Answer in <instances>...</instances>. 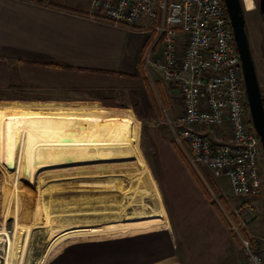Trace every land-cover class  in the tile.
<instances>
[{"label":"crops","instance_id":"1","mask_svg":"<svg viewBox=\"0 0 264 264\" xmlns=\"http://www.w3.org/2000/svg\"><path fill=\"white\" fill-rule=\"evenodd\" d=\"M90 4L0 0V96L13 101L2 103L0 111L115 116L93 117L61 105H107L138 88L145 74L142 55L155 33L146 16L132 26L92 18ZM42 103L59 105L31 106ZM156 168L170 227L70 243L44 264H242L238 237L173 145L159 153ZM253 217H247L243 234L261 237L264 254V214L257 211Z\"/></svg>","mask_w":264,"mask_h":264},{"label":"rangeland","instance_id":"2","mask_svg":"<svg viewBox=\"0 0 264 264\" xmlns=\"http://www.w3.org/2000/svg\"><path fill=\"white\" fill-rule=\"evenodd\" d=\"M240 2L243 7L251 56L260 90L264 95V19L255 0H251L249 9L246 8L244 0ZM145 74L147 81L143 79L138 88L119 94V100L116 102L105 101L107 105L99 103L95 106L78 103L61 106L87 110L89 114H94L93 117L108 114L115 115L110 117H133L137 120L140 126L138 146L149 172L137 163L135 157L123 159L120 156H114L105 161L78 162L40 169L33 182L31 218L34 219L35 225L27 236L22 264H39L45 258L50 261L64 247L63 242L75 237L114 231L118 229L117 222L141 225L152 224L155 221L161 222L164 219L160 212L154 216L156 220L136 218L132 215L139 212L148 213L153 209L159 211L160 203L151 178L157 185L162 200L160 179L156 168L158 157L167 145L174 144L170 123L176 121L183 113V103L179 88L165 81L158 71L151 70L150 74L145 71ZM4 96H0V105L13 102L10 101L12 100L10 97ZM57 105L59 104L42 103L31 106L53 109ZM113 108L115 110H112ZM53 116L60 117L61 115ZM79 119L78 122L89 123L102 118L80 117L77 120ZM216 132L225 135L223 140L227 139L226 128H221ZM210 135L213 134L210 133ZM1 138L0 122V209L8 193L14 192L9 195L11 197L10 208H19L17 213L21 216L20 221L24 222L27 220V217L24 218L27 190L25 179L18 178L15 184L10 182L7 194L3 195L2 187L5 176ZM257 171L261 181V191L256 198L248 199L255 209L251 215L252 218L257 211L264 214V153L262 151L257 162ZM200 172L207 181L210 194L213 192L227 211L231 212L243 204L244 199L232 196L230 183L226 177L215 178L208 173L205 167H201ZM256 199L258 204L255 202ZM46 207L50 221H47L43 212V208ZM1 211L0 264H4V257L9 247L19 253L25 232L16 230L13 219L3 218Z\"/></svg>","mask_w":264,"mask_h":264},{"label":"built area","instance_id":"3","mask_svg":"<svg viewBox=\"0 0 264 264\" xmlns=\"http://www.w3.org/2000/svg\"><path fill=\"white\" fill-rule=\"evenodd\" d=\"M88 15L125 26L149 18L155 36L142 55L143 67L175 84L182 97L183 113L170 123L172 141L206 187L201 167L226 177L232 196L244 199L230 212L211 192L240 241L242 264H264L263 239L242 230L255 210L248 199L261 191L262 147L248 119L241 60L223 0H91ZM221 128L226 140L216 132Z\"/></svg>","mask_w":264,"mask_h":264},{"label":"bare ground","instance_id":"4","mask_svg":"<svg viewBox=\"0 0 264 264\" xmlns=\"http://www.w3.org/2000/svg\"><path fill=\"white\" fill-rule=\"evenodd\" d=\"M244 2L246 8L249 9L251 0H244ZM0 116L2 155L4 157L3 172L5 176L2 187L3 195L7 194L9 183L13 182L15 184L18 178L25 179L27 186L26 199L24 197L26 200L24 205V218L27 217L26 221H20L21 216L17 213L19 208H10L11 197L9 195L14 192L8 193V197L3 200L2 209H0L3 218L13 219L16 230L25 232L19 253L9 247L4 257V264H22L27 236L33 225H35L34 219L31 218L33 182L40 169L78 162L105 161L111 157L120 156L123 159L135 157L137 163L148 171V166L138 146L140 126L133 117H105L88 123L78 122L80 119L77 120L78 118L74 117L53 116L43 111L24 112L11 109L1 110ZM151 180L160 203L159 211L153 209L151 212H139L132 216L156 220L154 216L160 212L164 217L161 222L155 221L152 224L141 225L117 222L118 229L114 231L71 238L63 242L62 246L77 241L118 237L167 228L169 223L163 209L161 197L157 185L152 178ZM43 212L47 221H50L48 208H43ZM162 215L160 216L162 217ZM0 234H2L1 231ZM47 259L45 258L40 264L46 263Z\"/></svg>","mask_w":264,"mask_h":264},{"label":"water","instance_id":"5","mask_svg":"<svg viewBox=\"0 0 264 264\" xmlns=\"http://www.w3.org/2000/svg\"><path fill=\"white\" fill-rule=\"evenodd\" d=\"M233 30L234 41L240 56L243 81L250 119L259 136L264 153V95L261 93L254 61L248 43L245 19L240 0H223ZM259 8L264 13V0H259Z\"/></svg>","mask_w":264,"mask_h":264},{"label":"trees","instance_id":"6","mask_svg":"<svg viewBox=\"0 0 264 264\" xmlns=\"http://www.w3.org/2000/svg\"><path fill=\"white\" fill-rule=\"evenodd\" d=\"M255 2H256V6L258 7V9H259V11H260V13H261V15L263 16V19H264V13H263V12L260 10V8H259V0H255ZM223 4H224V2H223ZM224 6H225V4H224ZM242 8H243V7H242ZM143 73H144V72H143ZM145 78H146V74L143 75V79L147 81V79H145ZM246 107H247V110H248V119H249V121L251 122L247 102H246ZM172 142H173V141H172ZM173 143H174V142H173ZM172 145L174 146V148L176 149V151L180 153V155L182 156L183 160H184L186 163L189 164V162H188L186 156L184 155V153L182 152V150L179 148V146H177L175 143L172 144ZM262 152H263V151H262ZM189 165H190V164H189ZM190 166H191V165H190ZM191 167H192V166H191ZM192 168H193V167H192ZM193 170H194V169H193ZM194 173H195L197 179L200 180V183H201V185H202V188H203V190L207 193L208 198L211 199V203H212V204L215 206V208L218 210V212L220 213L221 218L224 219L223 212H222V210L220 209L219 205L217 204L216 201H214V199L212 198L210 192L207 190V187L204 186V184H203L201 178L199 177V175L197 174V172H196L195 170H194ZM224 220H225V219H224Z\"/></svg>","mask_w":264,"mask_h":264}]
</instances>
